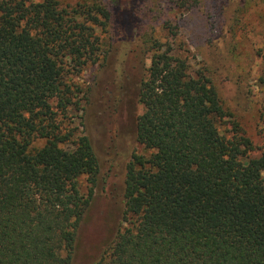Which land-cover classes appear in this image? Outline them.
I'll return each instance as SVG.
<instances>
[{"label": "trees", "instance_id": "16d2710c", "mask_svg": "<svg viewBox=\"0 0 264 264\" xmlns=\"http://www.w3.org/2000/svg\"><path fill=\"white\" fill-rule=\"evenodd\" d=\"M139 11L0 0V264H73L109 194L115 229L92 264H264V152L237 121L222 129L219 91L182 43L144 36L152 63L138 62ZM100 60L139 65L138 97L66 81Z\"/></svg>", "mask_w": 264, "mask_h": 264}, {"label": "rangeland", "instance_id": "374dc122", "mask_svg": "<svg viewBox=\"0 0 264 264\" xmlns=\"http://www.w3.org/2000/svg\"><path fill=\"white\" fill-rule=\"evenodd\" d=\"M58 1L62 7H66L91 5L94 1L105 3L107 0ZM118 1L127 4L133 0ZM135 1L141 8L136 21L138 40L135 47L138 62L141 61L147 66L152 63L151 57L144 52V45L142 46L144 36L145 39L159 38L167 46L175 47L177 43H182L190 50V61L196 66L201 63L207 68L219 91L225 109L221 121L222 129H233L237 121L254 145L251 155L258 156L263 153L264 0ZM114 19L113 17L107 32L104 29L97 30L105 40L108 36V41L116 38L117 25ZM142 77H145V72L139 65H131L126 72L125 68L108 65L100 60L81 73L67 75L66 81L72 85L79 83L84 90L91 86L101 91V86L107 88L108 85L111 86L110 83L116 82L131 97H138ZM84 92H79L77 97L81 100V106H85ZM139 110H142L141 105ZM79 113V110L72 112V125L78 124ZM94 136L95 139L101 138L99 133ZM115 181L118 179L110 178L107 186ZM102 197L98 199L95 218L91 217L94 219L79 232L78 249L73 264L95 262L103 251V243L115 229V225L106 224L115 208L113 197L111 194Z\"/></svg>", "mask_w": 264, "mask_h": 264}]
</instances>
